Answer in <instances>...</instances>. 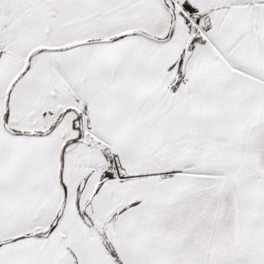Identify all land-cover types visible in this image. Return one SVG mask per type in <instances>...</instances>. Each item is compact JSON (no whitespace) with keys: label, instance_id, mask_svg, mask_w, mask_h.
<instances>
[{"label":"snow or ice","instance_id":"6c2138e0","mask_svg":"<svg viewBox=\"0 0 264 264\" xmlns=\"http://www.w3.org/2000/svg\"><path fill=\"white\" fill-rule=\"evenodd\" d=\"M0 264H264V0H0Z\"/></svg>","mask_w":264,"mask_h":264}]
</instances>
